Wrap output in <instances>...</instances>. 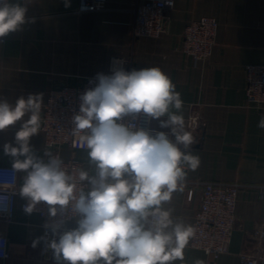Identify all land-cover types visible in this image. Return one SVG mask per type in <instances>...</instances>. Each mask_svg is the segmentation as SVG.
I'll return each mask as SVG.
<instances>
[{
  "label": "crops",
  "instance_id": "0c3cea01",
  "mask_svg": "<svg viewBox=\"0 0 264 264\" xmlns=\"http://www.w3.org/2000/svg\"><path fill=\"white\" fill-rule=\"evenodd\" d=\"M20 2L28 9V22L0 39V98L14 104L21 96L42 93L45 102L52 89L79 84L98 73L111 74L113 58L124 59L128 71L131 66L162 69L184 101L186 129L191 131V116L200 114L203 120L196 133L191 131L196 140L192 154L199 164L187 170L188 183L165 206L173 209L174 217L193 225L202 182L242 184L229 251L210 261L189 242L184 260L175 264H243L240 253L254 249L251 235L264 218V129L257 126L264 112L248 105L245 71L250 63L264 62V0H174V7L167 10V31L135 39L131 30L134 0H106L103 9L91 12H79L80 0H70L69 7L65 0ZM202 16L218 21L216 44L207 59L183 50L186 26ZM140 121L142 126L169 131L159 128L156 120L146 123L141 117ZM20 126L17 122L0 132V165L12 166L13 158L4 153V145L16 146ZM30 144L38 156L43 157L46 149L53 152L43 130L31 137ZM61 157H76L83 168L88 167L87 151L80 146H64ZM25 201L18 194L13 221L0 220V233L7 235L10 253L0 264H56L42 251V218L36 212L26 213ZM65 225L73 228L75 220ZM34 241H38L35 246Z\"/></svg>",
  "mask_w": 264,
  "mask_h": 264
},
{
  "label": "clouds",
  "instance_id": "9594fccd",
  "mask_svg": "<svg viewBox=\"0 0 264 264\" xmlns=\"http://www.w3.org/2000/svg\"><path fill=\"white\" fill-rule=\"evenodd\" d=\"M27 10L20 0H0V39L28 22ZM123 64L113 59L111 74L98 73L79 96L71 133L86 149L88 167L76 172H69L60 155L46 149L38 156L30 144L42 127V93L14 104L0 98V132L21 122L16 146L6 143L4 153L13 158L12 171L26 173L19 189L28 202L25 212L43 202L50 217L59 212L75 220L64 231V218L45 225L58 237L48 245L58 264H175L196 235L192 224L165 206L183 191L187 170L199 164L181 111L184 101L159 67L128 71ZM141 117L169 132L142 126ZM257 126L264 129V117ZM4 183L10 187L14 180Z\"/></svg>",
  "mask_w": 264,
  "mask_h": 264
},
{
  "label": "built area",
  "instance_id": "2783aa9c",
  "mask_svg": "<svg viewBox=\"0 0 264 264\" xmlns=\"http://www.w3.org/2000/svg\"><path fill=\"white\" fill-rule=\"evenodd\" d=\"M106 0H80L79 12L98 11L104 8ZM134 0L131 11L133 19L131 30L133 38L143 36L157 37L167 31L168 14L167 10L174 7V0ZM218 21L212 16H202L193 19L185 28L183 34V50L197 59H207L211 56L216 44ZM123 60L122 58H113ZM113 61V60H112ZM124 65V64H123ZM133 69L131 66L130 71ZM246 71V95L248 105L264 112V62L259 64L250 63L245 67ZM95 77H87L76 85H64L52 89L43 102L42 127L45 133L46 145L53 149V153L61 156V149L64 146L71 148L80 146L71 133V117L79 111V96L86 89L93 86L89 81ZM189 126L192 132H197L203 120L200 114L191 116ZM138 123L141 124L140 118ZM146 128L159 130L153 127ZM169 132V131H164ZM64 160V159H63ZM69 172H76L83 167L82 162L76 157L64 160ZM26 173L12 171V166L0 165V199L4 203L0 206V220L10 223L14 219L16 200L21 187V179ZM14 180L12 186L4 182ZM188 183V179L184 184ZM201 183V182H199ZM201 204L196 212L193 226L196 228V235L191 239L192 247L203 250L210 261L218 260L223 254L229 251L233 231L237 221V202L242 184L238 182L206 181L202 182ZM189 192L193 194V189ZM27 200L22 204L25 209ZM33 212L38 213L42 218L44 229L42 251L50 256V260L56 264L53 250L48 247L54 237L52 231L45 225H51L60 219H67L58 212L57 217L49 215V206L41 202L36 205ZM70 229L65 224L60 231ZM255 240V247L248 252L240 253L243 264H264V218L258 222L253 229L252 235ZM9 239L4 233H0V259L9 258Z\"/></svg>",
  "mask_w": 264,
  "mask_h": 264
}]
</instances>
